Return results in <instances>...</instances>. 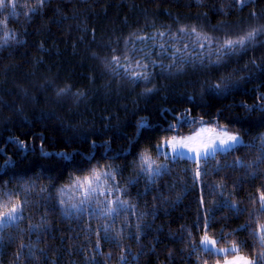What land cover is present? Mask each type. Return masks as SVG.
Segmentation results:
<instances>
[{
    "label": "trees",
    "instance_id": "obj_1",
    "mask_svg": "<svg viewBox=\"0 0 264 264\" xmlns=\"http://www.w3.org/2000/svg\"><path fill=\"white\" fill-rule=\"evenodd\" d=\"M14 4L0 8V212L23 207L0 225V264H264V33L221 48L264 26V0ZM203 123L242 141L199 162L157 150ZM141 153L162 166L154 181ZM94 171L128 204L80 205L73 185Z\"/></svg>",
    "mask_w": 264,
    "mask_h": 264
},
{
    "label": "snow or ice",
    "instance_id": "obj_2",
    "mask_svg": "<svg viewBox=\"0 0 264 264\" xmlns=\"http://www.w3.org/2000/svg\"><path fill=\"white\" fill-rule=\"evenodd\" d=\"M6 2L12 4L13 7L15 6L14 0H0V8L5 7ZM37 2L38 5L42 6L47 2V0H37ZM235 2L243 6L246 5L249 2V0H235ZM35 11L36 9L33 8L32 12L35 13ZM252 15H255V13H252ZM179 32L187 33V34H196L198 41L201 38L204 40H208L207 36L201 37V35L197 33L195 28H192L190 33H188L187 29L185 28H180ZM261 33H264V26H261L260 28H253L251 31L247 32L244 36H241L236 40L226 39L221 45V48L231 52L233 48L244 46L247 42H251L258 34ZM160 35L163 36L165 34L160 33ZM185 47H187V45H185ZM200 47L203 48L204 44H201ZM217 51H219V49ZM118 60H119L118 57H113V61L118 63ZM133 78L147 79V76L143 73H133ZM63 91L65 90L62 89L61 92ZM148 91L151 90L149 89ZM145 126L146 124L143 120L138 122L139 128H143ZM205 133H209L210 135L205 137L204 135ZM16 143L21 149L26 148L24 142L16 141ZM239 143H241L240 137L235 134H229L226 130L221 129L217 131L216 129L201 128L199 132H197L195 135L191 137H186L183 139H176L175 137H173L169 140L163 141L161 145L157 146V150L161 151L164 146H168L171 148L172 154H175L177 156L188 155V158L199 162V160L207 161L209 157L214 158L217 152H227ZM185 148L188 149L187 153L183 151V149ZM62 155H64L65 158H67V154H62ZM9 163H10V159L5 160V165H8ZM140 169L142 174L147 175V177L150 180L154 181L155 177L161 174L162 166L155 164V162L151 159V157L146 153H141ZM102 175H107V174H102L94 171L91 177H85L83 180L77 178L73 187L81 193L82 198L80 199L79 204L84 205L86 203L91 202L93 200V197H95L98 194L100 196L105 197L104 201H100L101 204H105V202H107V205L115 204L119 207H123L127 205L128 201L120 200L119 197H117L115 201L108 200V197L113 193L114 190L111 187L105 188L103 186L104 182L101 181ZM200 175H201L200 169L199 167H197L195 176L198 179ZM261 199L264 200V194L261 195ZM60 203L63 205L65 201L61 200ZM225 204L235 208V205H232L229 201H225ZM4 207L5 210L3 212H0V225L6 226L14 223L20 218L23 202L17 201L10 208H8L7 205L5 204ZM70 207L75 208L76 205L73 204ZM262 207H264V205H262ZM65 211H67V209ZM115 212H116V208L110 206H105L103 210V214L105 215H112ZM31 227L33 229L36 228L35 225ZM205 227H207V222H205ZM107 231L108 229L106 227L105 232L107 233ZM262 231H264V226H262ZM261 239L264 240V236H262ZM202 243L205 245V247H208L209 244H214L215 241H209L208 238L205 237L202 240ZM23 247H25V245L21 244V248ZM98 247L99 244H97V248ZM231 250L233 251L236 250V246L233 245V248ZM209 251H212V249L209 248ZM216 251L226 252L229 251V249H217ZM260 258H264V253H261ZM121 259L123 260L124 257L122 256ZM225 264H255V262L249 261L246 258H237L233 261H225Z\"/></svg>",
    "mask_w": 264,
    "mask_h": 264
},
{
    "label": "rangeland",
    "instance_id": "obj_3",
    "mask_svg": "<svg viewBox=\"0 0 264 264\" xmlns=\"http://www.w3.org/2000/svg\"><path fill=\"white\" fill-rule=\"evenodd\" d=\"M201 128L216 129L217 131H219V130H221V129L226 130L225 127H223V126H214V125H212V124H210V123H203V124H201V125L195 130V131H193V132H191V133H189V134H186V135H175V136H173V137H175L176 139H183V138H186V137H191V136L195 135L197 132H199ZM226 131H227L229 134H235V135H238V136L240 137V140L242 141V138H241V136H240L238 133L230 132V131H228V130H226ZM204 135H205V137H207V136H209L210 134H209V133H205ZM173 137H171V138H173ZM171 138H170V139H171ZM168 140H169V139H168ZM235 146H236V145H235ZM164 147H165L164 151H165L166 154H168V155H170V156H173V157H174V156H177V155L171 153V148H170V147H168V146H164ZM183 151H184L185 153H187V152H188V149L185 148V149H183ZM182 157H187V158H188V155H184V156H182ZM205 237H207L209 241H215V239H213V238H211V237H208V236H203L202 240H203ZM201 244H202L203 248H205V249H209V248H211L214 252H217V253H224V252H218V251H216L217 249H224V248H220V247H218V246L216 245V241H215L214 244H209L208 247H205V245H204L203 243H201ZM237 258H245V257L242 256V255H240V254H236V255H234V256H231V257L225 258L222 262H218L217 264H225V261H233V260H235V259H237Z\"/></svg>",
    "mask_w": 264,
    "mask_h": 264
}]
</instances>
